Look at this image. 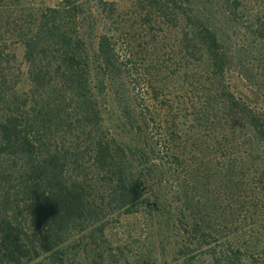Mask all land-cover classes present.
Listing matches in <instances>:
<instances>
[{
	"label": "trees",
	"instance_id": "obj_1",
	"mask_svg": "<svg viewBox=\"0 0 264 264\" xmlns=\"http://www.w3.org/2000/svg\"><path fill=\"white\" fill-rule=\"evenodd\" d=\"M139 219L264 264V0H0V264H157Z\"/></svg>",
	"mask_w": 264,
	"mask_h": 264
},
{
	"label": "rangeland",
	"instance_id": "obj_2",
	"mask_svg": "<svg viewBox=\"0 0 264 264\" xmlns=\"http://www.w3.org/2000/svg\"><path fill=\"white\" fill-rule=\"evenodd\" d=\"M41 1L42 0H36V3L39 4ZM108 1L121 4L125 3V0ZM6 39L9 50L15 53L19 61L22 62L24 56L23 44L11 34ZM230 82L232 90L237 95L246 97L251 96L250 89L242 79L238 78L236 75H232ZM123 228H125V231L118 232L119 234H117L115 238L120 241L130 240V250L134 249L135 252L140 251L141 249L154 251V255L158 258L157 264H176L174 241L172 238H165L169 235L165 230L160 227L148 228L144 225L142 219L130 220L123 225ZM121 233L125 236L123 237ZM240 243L241 245H244V247L253 246L255 244L262 247L261 245L264 243V235L262 238H259L258 235H254V238H250V235L247 234L241 239Z\"/></svg>",
	"mask_w": 264,
	"mask_h": 264
}]
</instances>
